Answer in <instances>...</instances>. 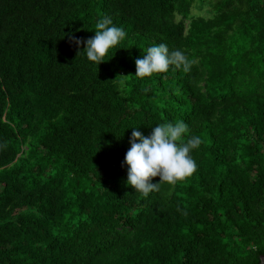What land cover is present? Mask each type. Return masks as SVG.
I'll use <instances>...</instances> for the list:
<instances>
[{
    "label": "trees",
    "instance_id": "trees-1",
    "mask_svg": "<svg viewBox=\"0 0 264 264\" xmlns=\"http://www.w3.org/2000/svg\"><path fill=\"white\" fill-rule=\"evenodd\" d=\"M105 16L126 37L97 66L83 41ZM159 43L190 70L136 77ZM178 120L197 170L144 197L122 166L132 127ZM263 254L264 0H0V264Z\"/></svg>",
    "mask_w": 264,
    "mask_h": 264
},
{
    "label": "clouds",
    "instance_id": "clouds-1",
    "mask_svg": "<svg viewBox=\"0 0 264 264\" xmlns=\"http://www.w3.org/2000/svg\"><path fill=\"white\" fill-rule=\"evenodd\" d=\"M94 32V36L83 41V50L86 58L98 66L105 61L104 57L109 50L115 49L125 39L126 32L108 16L97 21ZM69 39L77 47L81 44V40L72 34H69ZM135 65V76L144 78L154 73L167 72L170 65L188 72L192 61L181 50L170 52L166 44L159 43L148 47L143 55L135 59ZM132 129L129 137L131 146L125 154L122 166L127 165L126 184L142 196L147 197L150 192L157 190L161 182L175 184L197 170V163L190 153L202 141L199 136H191L186 141L183 139L189 129L182 120L157 124L147 136L136 127ZM157 176L160 178L159 182L153 183L152 178Z\"/></svg>",
    "mask_w": 264,
    "mask_h": 264
},
{
    "label": "water",
    "instance_id": "water-1",
    "mask_svg": "<svg viewBox=\"0 0 264 264\" xmlns=\"http://www.w3.org/2000/svg\"><path fill=\"white\" fill-rule=\"evenodd\" d=\"M258 264H264V254L259 256V263Z\"/></svg>",
    "mask_w": 264,
    "mask_h": 264
},
{
    "label": "rangeland",
    "instance_id": "rangeland-1",
    "mask_svg": "<svg viewBox=\"0 0 264 264\" xmlns=\"http://www.w3.org/2000/svg\"><path fill=\"white\" fill-rule=\"evenodd\" d=\"M194 12H196V11H194Z\"/></svg>",
    "mask_w": 264,
    "mask_h": 264
}]
</instances>
